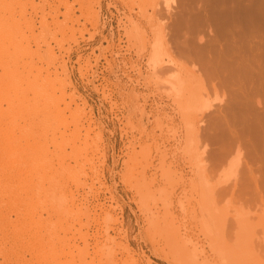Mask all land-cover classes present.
I'll use <instances>...</instances> for the list:
<instances>
[{"label":"rangeland","instance_id":"1","mask_svg":"<svg viewBox=\"0 0 264 264\" xmlns=\"http://www.w3.org/2000/svg\"><path fill=\"white\" fill-rule=\"evenodd\" d=\"M261 70L264 0H0V264H264Z\"/></svg>","mask_w":264,"mask_h":264},{"label":"bare ground","instance_id":"2","mask_svg":"<svg viewBox=\"0 0 264 264\" xmlns=\"http://www.w3.org/2000/svg\"><path fill=\"white\" fill-rule=\"evenodd\" d=\"M242 63H243V61H239V64H242ZM247 64H248V62H247ZM239 83H240V86L246 87L245 84H243L242 82L239 81ZM257 84H258L259 88H264V70H261L259 72V78L257 80Z\"/></svg>","mask_w":264,"mask_h":264}]
</instances>
